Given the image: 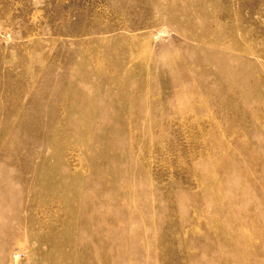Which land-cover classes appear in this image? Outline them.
I'll list each match as a JSON object with an SVG mask.
<instances>
[{
    "label": "rangeland",
    "instance_id": "374dc122",
    "mask_svg": "<svg viewBox=\"0 0 264 264\" xmlns=\"http://www.w3.org/2000/svg\"><path fill=\"white\" fill-rule=\"evenodd\" d=\"M0 264H264V0H0Z\"/></svg>",
    "mask_w": 264,
    "mask_h": 264
}]
</instances>
